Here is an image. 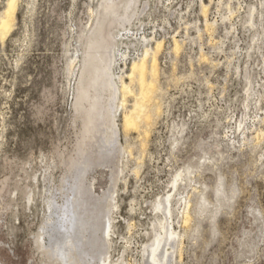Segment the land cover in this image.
Masks as SVG:
<instances>
[{
    "label": "rangeland",
    "instance_id": "rangeland-1",
    "mask_svg": "<svg viewBox=\"0 0 264 264\" xmlns=\"http://www.w3.org/2000/svg\"><path fill=\"white\" fill-rule=\"evenodd\" d=\"M16 14L0 38V264H147L167 229V264H264V0H18ZM127 48L159 62L130 131Z\"/></svg>",
    "mask_w": 264,
    "mask_h": 264
},
{
    "label": "bare ground",
    "instance_id": "bare-ground-1",
    "mask_svg": "<svg viewBox=\"0 0 264 264\" xmlns=\"http://www.w3.org/2000/svg\"><path fill=\"white\" fill-rule=\"evenodd\" d=\"M17 3H18V0H8L5 10L2 13V15L0 16V38L1 39H5L8 36V34L12 31L14 22L16 20V15H17L16 14L17 13ZM161 46H163L161 41H159V43L157 42V46H156L157 48L156 49H160L159 47H161ZM150 58H151V60H150ZM158 63L159 62H158V58H157V52H153V55L151 56L150 55V50H146L145 53H144V56L141 59H139V61H134L133 64L131 65L130 72L127 75L128 78L130 79V82H127L125 80L121 81L120 91L123 94L122 97L123 96L125 97L123 99L124 101L122 100L123 101L122 102L123 106H124V102L127 101L126 100V98H127L126 96L128 94H130V93L134 94V91L132 89L133 83H136V85H138V88H139V92H138V95H136V97L134 95L130 94V95L135 97L134 98L135 99V103H134L132 108L127 109L125 111V114H124V117H123L124 126H125V129L127 131H130V130H132V128L137 127L139 120L140 121L143 120V122H141V123H144V120H145V123H146V120L149 121L148 118H150V116H148V112H149L148 108L150 107L152 109V107L150 105H152V103L155 100V99L153 100V97H151V95H153V94H151V92L153 93V91H154L153 89H155L153 84H155V78L157 76V71L156 70H157V67H158ZM103 70L106 73V78H108V80L112 83L111 72L107 71L106 68H104ZM106 83H107V81L105 80L102 83V86H106ZM113 84L114 83H112V85ZM86 90L85 89L82 90L81 95H84V92H86ZM113 93H114V96H117V94H118V89L115 86H113ZM112 100L114 101L115 99H112ZM113 101H112V103H113ZM153 106H156V105H153ZM93 110H95V109H93ZM101 120H102V118H101ZM84 128H85V126H84ZM98 128H99V122H98V119L96 118V119L90 120L89 124L87 125V127L85 129H86L87 133H94V132L97 133L96 131H98L97 130ZM113 128H114L113 129V134H114V137H115L114 140L118 141L120 133H119L118 128L116 126H114ZM137 131H138V129H137ZM84 136H85V134H84ZM95 137H96V135H95ZM89 148L90 147H84V148L81 149V151L79 153V157L71 164L72 168L79 169L80 165L84 164L86 166L84 168L81 167L83 170L82 169H80V170L83 171L84 173L86 172L87 165L90 164V160L91 159L86 161L84 159V157L89 155V152H90ZM101 148H102V146H101ZM102 154H103V151L101 150L99 152L98 156H100V158H102L103 157ZM80 170H78V171H80ZM78 171H77V175L79 173ZM81 173L82 172H80V174ZM81 175H83V174H81ZM79 177L82 178V176H79ZM78 190H79V188H78ZM108 195H109V192H105L100 197V199H104ZM169 207H170V205H169ZM108 211H107V214H106L107 222H106L105 226H106L107 232L109 233L110 232V227H111V225H110L111 224V222H110L111 218L109 216ZM85 219L83 220L82 226H81L84 229L82 231L83 233L85 232V225L88 223ZM154 237L155 238L153 239V241L150 244L146 245V249L144 251V253H145V255H147V259H148L147 264H167L168 260L170 258L169 256L174 253V249L171 248V251H169L168 250L169 249L168 246H170V241L173 238H175L176 236H175V234H174V232L172 230L167 229L163 236L157 235V236H154ZM164 243H165V246L162 248V245ZM67 245H70V247H72V246H74V243L72 242L71 244H67ZM103 264H108V259L107 258L103 260Z\"/></svg>",
    "mask_w": 264,
    "mask_h": 264
},
{
    "label": "built area",
    "instance_id": "built-area-1",
    "mask_svg": "<svg viewBox=\"0 0 264 264\" xmlns=\"http://www.w3.org/2000/svg\"><path fill=\"white\" fill-rule=\"evenodd\" d=\"M141 50H138L134 53H132L131 50H129V48H127L126 50H123L121 52H119L118 54V64L119 65H127V63H129L130 61H134L138 58H140V55H142Z\"/></svg>",
    "mask_w": 264,
    "mask_h": 264
}]
</instances>
